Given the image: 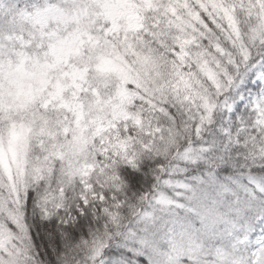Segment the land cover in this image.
Returning a JSON list of instances; mask_svg holds the SVG:
<instances>
[{"label":"snow or ice","instance_id":"1","mask_svg":"<svg viewBox=\"0 0 264 264\" xmlns=\"http://www.w3.org/2000/svg\"><path fill=\"white\" fill-rule=\"evenodd\" d=\"M0 264H264V0H0Z\"/></svg>","mask_w":264,"mask_h":264}]
</instances>
